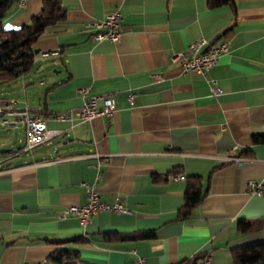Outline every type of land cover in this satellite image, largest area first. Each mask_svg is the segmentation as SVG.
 Segmentation results:
<instances>
[{"label": "crops", "instance_id": "crops-1", "mask_svg": "<svg viewBox=\"0 0 264 264\" xmlns=\"http://www.w3.org/2000/svg\"><path fill=\"white\" fill-rule=\"evenodd\" d=\"M60 1L65 19L37 38L30 69L0 84L11 90L0 104L17 98L61 130L28 151L0 149V264H49L62 247L91 264H134L137 257L176 264L200 253L209 264H232V249L264 241V192L247 189L249 179L264 183V140H254L264 136V0L218 7L207 0ZM41 8L42 0H16L2 24L18 29ZM114 10L122 18L118 41H93L92 23ZM200 38L226 41L229 49L208 74H183L171 56ZM52 49L60 55L41 57ZM80 88L111 97L113 115L53 120L80 107ZM231 153L240 161L222 160ZM193 175L202 200L179 219ZM83 183L94 185L101 201L118 198L126 211L97 213L85 228L74 215L60 218L85 202ZM239 219L259 227L240 233ZM143 231L154 236L107 238ZM74 236L82 240L54 242Z\"/></svg>", "mask_w": 264, "mask_h": 264}, {"label": "built area", "instance_id": "built-area-1", "mask_svg": "<svg viewBox=\"0 0 264 264\" xmlns=\"http://www.w3.org/2000/svg\"><path fill=\"white\" fill-rule=\"evenodd\" d=\"M25 0H19L20 5L24 4ZM120 11L114 10L107 13L104 19L95 21L92 25L95 31L90 33V38L93 41H118L123 30ZM89 25V24H88ZM229 46L226 41L218 44H211L208 40L200 38L189 43L184 51H179L171 56V61L178 63L181 72L197 73L206 75L210 69L216 64L218 57L228 51ZM60 55L59 49L46 50L41 52L43 58H54ZM211 93L218 95L221 89L218 87L216 80L210 79ZM79 92L82 96L80 107L73 111L61 113H53L51 118L58 121H73L74 119L89 121L96 117H111L115 111L114 100L107 95H91L88 88H80ZM135 93L130 91L127 99L130 104L134 103ZM17 98H10L0 104V126L16 127L22 124L24 127V147L18 151H28L34 147L45 143L61 133L59 129H50L47 127L45 119L38 115H30L28 108L20 107ZM226 162H239V157L234 153L222 158ZM99 167V164L98 166ZM99 170V169H98ZM178 177H181L180 175ZM96 178H100V171L97 172ZM85 188L86 200L81 205H71L61 212L60 218H66L70 215L77 217L79 224L85 228L91 220V217L103 211H126L122 202L116 198L113 202L101 201L98 191L94 185L83 183ZM247 189L251 193L261 194L264 192V183L249 179L247 181ZM210 256L204 255L198 264H209ZM145 260L137 257L134 264H144Z\"/></svg>", "mask_w": 264, "mask_h": 264}, {"label": "trees", "instance_id": "trees-1", "mask_svg": "<svg viewBox=\"0 0 264 264\" xmlns=\"http://www.w3.org/2000/svg\"><path fill=\"white\" fill-rule=\"evenodd\" d=\"M16 0H0V84L17 78L27 72L34 57V43L49 25L65 19V8L60 0H42L41 10L33 15L30 22L18 29L6 30L2 19ZM209 7H218L223 4H233V0H207ZM254 140H264L263 137H254ZM201 183L199 176L193 175L187 182L184 198L178 208L177 217H188L196 205L202 200ZM259 227L255 221L239 219L237 229L240 233L254 231ZM154 236L152 231L140 233L115 234L107 238L133 239L150 238ZM81 236H74L62 240H54L58 244H66L81 241ZM78 250L59 248L49 258V264H91L76 262ZM204 254H197L191 258L183 259L176 264H198ZM232 264H264V241L250 243L231 250Z\"/></svg>", "mask_w": 264, "mask_h": 264}, {"label": "rangeland", "instance_id": "rangeland-1", "mask_svg": "<svg viewBox=\"0 0 264 264\" xmlns=\"http://www.w3.org/2000/svg\"><path fill=\"white\" fill-rule=\"evenodd\" d=\"M5 89V90H3ZM11 93V90L7 86L0 87V94ZM25 135L21 125L6 129V127L0 126V149L12 148L13 151H17L19 148L24 147ZM25 154V153H24Z\"/></svg>", "mask_w": 264, "mask_h": 264}, {"label": "water", "instance_id": "water-1", "mask_svg": "<svg viewBox=\"0 0 264 264\" xmlns=\"http://www.w3.org/2000/svg\"><path fill=\"white\" fill-rule=\"evenodd\" d=\"M35 52H36V50H35ZM4 150L9 151L10 149H4Z\"/></svg>", "mask_w": 264, "mask_h": 264}]
</instances>
